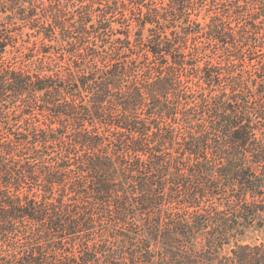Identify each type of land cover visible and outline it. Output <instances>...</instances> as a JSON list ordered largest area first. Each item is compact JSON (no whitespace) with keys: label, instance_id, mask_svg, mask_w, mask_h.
Returning <instances> with one entry per match:
<instances>
[{"label":"trees","instance_id":"trees-1","mask_svg":"<svg viewBox=\"0 0 264 264\" xmlns=\"http://www.w3.org/2000/svg\"><path fill=\"white\" fill-rule=\"evenodd\" d=\"M261 222L264 0H0V264H264Z\"/></svg>","mask_w":264,"mask_h":264},{"label":"rangeland","instance_id":"rangeland-1","mask_svg":"<svg viewBox=\"0 0 264 264\" xmlns=\"http://www.w3.org/2000/svg\"><path fill=\"white\" fill-rule=\"evenodd\" d=\"M139 13V12H138ZM205 19V16L203 15V16H201L200 17V22H202V23H204V20ZM120 22L122 23V22H124L125 23V25H127V22H126V20H120ZM24 31L25 32H30L28 29H24ZM119 31H121V32H125V29H120ZM113 33H115V31H113ZM24 40H28V38L27 37H25L24 38ZM21 43V42H20ZM24 45H26V46H29L27 43H24ZM31 48L33 47V44L30 46ZM11 49V48H10ZM24 50H26V48L24 49ZM220 49H218V48H216L214 51H219ZM27 54V56H30V55H33V52H31V51H27L26 52ZM15 53H14V50H10L9 51V53H8V55H7V58L8 59H12L13 58V56H16V54L14 55ZM14 62V61H13ZM62 62H64L63 60H62ZM254 91H252L251 89H250V93H253ZM249 93V94H250ZM244 242L245 243H247V244H252V245H260V244H264V222H261V224H260V226H257V227H254L253 229H251L250 230V232L247 234V236L245 237V240H244Z\"/></svg>","mask_w":264,"mask_h":264}]
</instances>
